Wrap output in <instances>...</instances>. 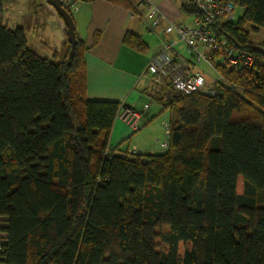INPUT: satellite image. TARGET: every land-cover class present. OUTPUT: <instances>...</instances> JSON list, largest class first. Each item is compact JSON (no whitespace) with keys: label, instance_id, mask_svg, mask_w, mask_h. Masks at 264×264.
I'll return each instance as SVG.
<instances>
[{"label":"trees","instance_id":"16d2710c","mask_svg":"<svg viewBox=\"0 0 264 264\" xmlns=\"http://www.w3.org/2000/svg\"><path fill=\"white\" fill-rule=\"evenodd\" d=\"M106 1L136 14L133 0ZM227 1L242 16L215 36L254 63L215 64V96L152 98L169 113L159 154L109 148L121 106L87 99L77 35L71 57L68 43L44 58L0 24V264H264V0Z\"/></svg>","mask_w":264,"mask_h":264},{"label":"crops","instance_id":"0c3cea01","mask_svg":"<svg viewBox=\"0 0 264 264\" xmlns=\"http://www.w3.org/2000/svg\"><path fill=\"white\" fill-rule=\"evenodd\" d=\"M167 21L180 25L185 20L180 0H149ZM0 24L10 29L22 28L29 49L44 58H52L67 50L66 28L62 19L46 0H1ZM136 14L115 6L106 0L91 3H73L70 13L77 37L83 43V60L86 74V97L90 101H111L123 108L131 107L143 112L141 127L132 133L121 122L115 121L109 137V148L120 152L159 154L162 137L153 127L150 112L153 103L145 94L150 78L146 74L149 59L160 48L161 31H147L140 16L149 12L144 0H133ZM6 12H8L6 14ZM23 17L31 24L29 34ZM138 36L144 50H136L125 43L127 33ZM96 36L98 41L95 42ZM33 44L35 47H30ZM126 106V107H125ZM146 110L144 111V108ZM169 121V120H168ZM164 124V135L167 130ZM165 141V136L163 138ZM133 143V149L129 144ZM162 142V143H163ZM127 146V147H125ZM162 150V148H161ZM118 151V152H119Z\"/></svg>","mask_w":264,"mask_h":264},{"label":"built area","instance_id":"2783aa9c","mask_svg":"<svg viewBox=\"0 0 264 264\" xmlns=\"http://www.w3.org/2000/svg\"><path fill=\"white\" fill-rule=\"evenodd\" d=\"M61 1L63 7L69 9L73 4L72 0ZM144 1L149 12L144 17L140 16L141 23L147 31H161L160 48L149 59L145 70L150 80L144 91L150 101L165 92L215 96L217 87L224 84L215 64L230 68L253 65L254 59L250 54L235 52L228 47L226 39H218L214 33L217 23L232 20L237 8L234 3L227 0H180V3L196 12L193 14L192 26L182 27L167 21L149 0ZM201 64L204 68L200 67ZM143 119V112L128 107L119 110L115 121L121 122L132 133H137ZM165 127L167 133L162 143L163 149L167 147L168 123Z\"/></svg>","mask_w":264,"mask_h":264},{"label":"rangeland","instance_id":"374dc122","mask_svg":"<svg viewBox=\"0 0 264 264\" xmlns=\"http://www.w3.org/2000/svg\"><path fill=\"white\" fill-rule=\"evenodd\" d=\"M8 12H6L7 14ZM242 9L240 7H237L234 12H233V18H232V22H236L241 16H242ZM144 16H146L144 14ZM143 16V17H144ZM183 19L185 20L184 22H182V24L180 23V25L182 27H191L192 26V22H193V15H183ZM23 21H24V25L27 29V33L29 34V31H30V27H31V24L28 20L25 19V17H23ZM253 38L255 39L256 42H263L264 41V31H261L259 30L256 34L253 35ZM30 47H35L33 46V44H30ZM184 54L186 55V49L183 50ZM200 67L204 68V65L201 64ZM160 106L156 103H153V106L151 107L150 109V112L151 113H154V111H156L155 113V118H153L150 122L153 123V128L157 130L158 132V135L159 137H161V134H162V137L159 141H161V147L159 148H156L157 152H161V151H164L163 147H162V142H163V138H164V131H165V128H164V124L166 121L169 120V113L168 112H162L160 113ZM146 128V125H144V127H141V131L143 129ZM138 133V132H137ZM134 142H132V144H129L130 148L133 149L132 145H133ZM127 147V146H125ZM162 148V150H161ZM236 192L238 195H241L243 193V181H242V178H238L237 180V188H236ZM259 207H264V201H261L259 204H258ZM4 220L3 219H0V225H4ZM157 246H158V251H164V252H167V247L161 243L160 241H157ZM190 245H186V244H179V248H178V253H179V256L181 257L182 254L184 253V250L185 249H189Z\"/></svg>","mask_w":264,"mask_h":264},{"label":"water","instance_id":"95a60500","mask_svg":"<svg viewBox=\"0 0 264 264\" xmlns=\"http://www.w3.org/2000/svg\"><path fill=\"white\" fill-rule=\"evenodd\" d=\"M46 2L49 6H51L55 10V12L62 19L65 25V28H66L65 35L67 38V42L71 46V50L69 54V57H71L74 47L76 45L75 25L73 22L72 15L69 10L63 7L61 0H46Z\"/></svg>","mask_w":264,"mask_h":264}]
</instances>
